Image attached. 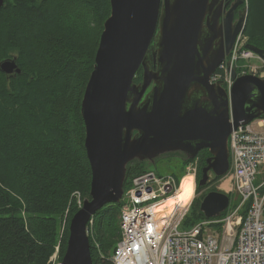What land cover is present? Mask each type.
Listing matches in <instances>:
<instances>
[{
  "label": "water",
  "instance_id": "1",
  "mask_svg": "<svg viewBox=\"0 0 264 264\" xmlns=\"http://www.w3.org/2000/svg\"><path fill=\"white\" fill-rule=\"evenodd\" d=\"M109 1L110 14L103 23L80 106L91 170L89 196L70 217L61 264H92L87 224L103 205L120 202L128 162L153 161L173 152L193 160L207 149L210 156L198 181L203 186L210 170L220 177L229 170L231 130L264 116V79L236 76L233 69L230 91L219 83L209 84L211 73L244 28L246 7L234 22L233 5L224 15L220 26L224 29L227 21L234 25L225 41L226 51L218 48L203 69L199 39L210 0ZM3 3L0 0V7ZM214 19L218 23L219 15ZM153 40L155 70L147 66ZM246 47L264 59V49L249 43ZM140 67L141 81L134 82ZM0 68L20 72L13 59L1 62ZM198 90L200 97H196ZM228 204L227 194L209 191L199 209L206 218L218 217Z\"/></svg>",
  "mask_w": 264,
  "mask_h": 264
},
{
  "label": "trees",
  "instance_id": "2",
  "mask_svg": "<svg viewBox=\"0 0 264 264\" xmlns=\"http://www.w3.org/2000/svg\"><path fill=\"white\" fill-rule=\"evenodd\" d=\"M242 6L248 43L264 49V0ZM109 14V0H4L0 7V64L13 59L20 69L0 68V264H50L56 245L62 259L78 209L73 193L89 196L80 106ZM141 78L140 67L133 80ZM209 154L202 149L196 156L197 191ZM139 162L127 163L123 185L143 173ZM204 195L193 198L182 225L206 219L199 209ZM120 206L106 203L88 223L92 264H113Z\"/></svg>",
  "mask_w": 264,
  "mask_h": 264
},
{
  "label": "built area",
  "instance_id": "3",
  "mask_svg": "<svg viewBox=\"0 0 264 264\" xmlns=\"http://www.w3.org/2000/svg\"><path fill=\"white\" fill-rule=\"evenodd\" d=\"M242 33L243 30L237 34L231 52L210 75L209 83H219L230 91L234 81L231 73L237 68L239 74L251 73L264 79V60L249 50L246 43L238 47ZM228 148L231 167L225 180L229 181V190L239 196L237 209L248 203L244 214L235 216V212L227 216L221 232L212 231V226L219 222L214 219L200 220L189 229H180L189 205L176 203L162 218H157L155 207L175 196L181 178L143 172L132 179L134 186L122 194L120 237L110 258L112 263L264 264V179L254 183L258 167L264 165V117L232 129ZM197 167V159L188 163L187 173L194 183ZM73 197L80 206V194L75 191ZM58 253L56 245L50 264H61Z\"/></svg>",
  "mask_w": 264,
  "mask_h": 264
},
{
  "label": "flooded vegetation",
  "instance_id": "4",
  "mask_svg": "<svg viewBox=\"0 0 264 264\" xmlns=\"http://www.w3.org/2000/svg\"><path fill=\"white\" fill-rule=\"evenodd\" d=\"M239 1L240 0H210L211 4L208 8V12L204 20L205 27L203 28V33L199 39L200 45L198 57L201 60L203 69H206L210 65L214 57V53L218 48H221L222 52L226 51L225 41L227 36L233 31L234 25L233 23L227 21V25L223 29V26H220L221 21L232 5V22L236 21L240 16L243 15L244 9L242 6V2ZM216 14L217 16L219 15L218 23H216L214 19ZM220 41H222V43H220ZM153 42L154 40L152 41L153 47L148 49L147 66L150 69L155 70L157 67V50ZM149 89L150 88H148V90ZM200 96L201 94H199L198 90V92L196 93V97ZM202 167L203 166H201V168ZM214 177V172L210 170L209 180L205 183V185H203L204 191L207 190V192H209L218 190V188L211 186L213 182L212 179Z\"/></svg>",
  "mask_w": 264,
  "mask_h": 264
},
{
  "label": "rangeland",
  "instance_id": "5",
  "mask_svg": "<svg viewBox=\"0 0 264 264\" xmlns=\"http://www.w3.org/2000/svg\"><path fill=\"white\" fill-rule=\"evenodd\" d=\"M244 35V36H243ZM248 42V37L245 33H242L239 37V43H238V47L242 44V43H246ZM251 62H255V60H252ZM240 64L244 63V61H239ZM236 71H240L239 68L236 69ZM241 73V72H239ZM188 160H185V158L181 155V153L179 152H173V153H169L167 155L164 156H158L156 157L153 161L150 160H141L139 162L140 164V168L142 170V172H153L154 174L158 175V176H164L167 174H173L175 175L178 179L185 175L187 173V167H188ZM141 174V173H140ZM139 175V174H138ZM137 176L134 175L133 178ZM129 179L125 182V185H123L124 190H128L130 189V187L134 186L133 185V181L132 179ZM264 179V165L258 167V174L255 177L254 183L258 184L260 183L262 180ZM132 183V184H131ZM221 183V178L216 181V182H212V187H216L218 188L219 191L224 192L225 194H227L229 196V204L227 209L224 211V214L222 216H218L217 218H214V220H218L219 222L214 224L212 227L214 228L212 231L214 232H221L222 231V227L224 225V219L229 216L230 214L235 213V216H237V214H242L243 210L242 209H237V206L240 203V199L239 196L236 192L230 191L227 188L229 187V181L227 180V184L225 187V191L224 190H220L219 185ZM129 184V185H128ZM131 187V188H132ZM204 186H202V188L200 189V191H197L196 189V193L195 196L198 194L200 195L201 193L206 194L207 190L204 191ZM81 195V194H80ZM87 198V197H86ZM84 198H82V196H80V201L82 203V200ZM75 203H76V207L78 208V202L77 200L74 198ZM190 208V206H189ZM188 208V210H189ZM193 207H191L190 212L187 211V215L188 217H190V215L192 216V211H193ZM189 213V214H188ZM120 216V213H119ZM203 220H209V219H203ZM223 220V221H222ZM198 221V220H197ZM196 222V221H195ZM120 223V221H119ZM91 225V223H90ZM218 225V226H217ZM191 228V225L188 226H184L182 225L180 227V229H189ZM62 229V227H61ZM59 262L61 263V261L59 260Z\"/></svg>",
  "mask_w": 264,
  "mask_h": 264
},
{
  "label": "bare ground",
  "instance_id": "6",
  "mask_svg": "<svg viewBox=\"0 0 264 264\" xmlns=\"http://www.w3.org/2000/svg\"><path fill=\"white\" fill-rule=\"evenodd\" d=\"M222 184H223V186H226V181L224 180L222 182ZM189 187H190V191H188ZM124 191H126V189ZM181 196H184L185 199H181ZM194 196H195V189H194L193 177L191 174L187 173L182 177L179 189H178L177 193L175 194V196L169 197L167 200L163 201L161 204H159L155 207V211L157 212V215H156L157 218L165 217L168 213H170L172 211V209L174 208L176 203H179L183 207H187L191 203V201L193 200Z\"/></svg>",
  "mask_w": 264,
  "mask_h": 264
},
{
  "label": "crops",
  "instance_id": "7",
  "mask_svg": "<svg viewBox=\"0 0 264 264\" xmlns=\"http://www.w3.org/2000/svg\"><path fill=\"white\" fill-rule=\"evenodd\" d=\"M219 188H220V190H224V191L226 190L225 187L223 188V187L219 186ZM227 189L229 190V187Z\"/></svg>",
  "mask_w": 264,
  "mask_h": 264
},
{
  "label": "snow or ice",
  "instance_id": "8",
  "mask_svg": "<svg viewBox=\"0 0 264 264\" xmlns=\"http://www.w3.org/2000/svg\"><path fill=\"white\" fill-rule=\"evenodd\" d=\"M188 191H190V187L188 188ZM181 199H185V197L184 196H181Z\"/></svg>",
  "mask_w": 264,
  "mask_h": 264
}]
</instances>
